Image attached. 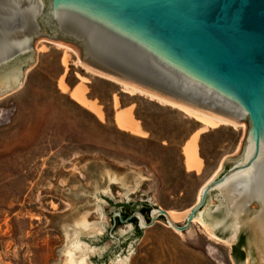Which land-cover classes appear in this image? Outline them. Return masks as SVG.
I'll list each match as a JSON object with an SVG mask.
<instances>
[{
  "label": "rangeland",
  "instance_id": "rangeland-1",
  "mask_svg": "<svg viewBox=\"0 0 264 264\" xmlns=\"http://www.w3.org/2000/svg\"><path fill=\"white\" fill-rule=\"evenodd\" d=\"M44 8L40 23L47 36L32 45L34 63L23 70L20 87L0 99V264H64L75 236L88 248L87 264H250L245 234L237 237L242 261L232 255L236 244L208 238L200 222L217 205L211 196L184 233L163 219L141 231L131 220L119 224L116 218L113 226L115 213L129 216L145 206L189 209L224 160L238 154L245 128L200 133L201 170H186L184 144L202 124L84 70L78 49L54 40ZM72 90L95 103L101 117L75 102ZM122 110L141 135L117 126ZM83 216L98 232L76 233Z\"/></svg>",
  "mask_w": 264,
  "mask_h": 264
},
{
  "label": "water",
  "instance_id": "water-1",
  "mask_svg": "<svg viewBox=\"0 0 264 264\" xmlns=\"http://www.w3.org/2000/svg\"><path fill=\"white\" fill-rule=\"evenodd\" d=\"M75 46L82 65L145 92L243 124L238 154L201 190L183 225L166 210L140 211L138 230L159 219L186 232L203 213L209 232L237 244L246 235L250 264H264V0H0V99L14 93L47 36Z\"/></svg>",
  "mask_w": 264,
  "mask_h": 264
},
{
  "label": "bare ground",
  "instance_id": "bare-ground-1",
  "mask_svg": "<svg viewBox=\"0 0 264 264\" xmlns=\"http://www.w3.org/2000/svg\"><path fill=\"white\" fill-rule=\"evenodd\" d=\"M58 46L66 49V51L70 50L69 47L64 46L63 44H58ZM83 67H84V70L86 69L91 74L97 75L99 77L101 76L105 79H108V80H111V81L117 83L118 85H120V87L122 88V90L125 93H129V94L136 93V94L144 95V96L148 97L149 99L158 102L159 104L161 103V104L171 106L173 108H177L178 110L184 112L188 116L194 118L199 123H201L203 127L201 129H199L197 132H195L191 136V138L184 144V147H183V149H184V152H183V154H184V166H185L186 170H188V171H194V172L198 173L202 167V161L198 156V151H197V146H196V140H197L200 133H203L208 129H216V128H219L221 126H230V127L240 126V124H232V123L223 121L219 118L207 115L205 113L196 111L194 109L185 107L183 105L177 104L175 102H172V101H169L167 99L161 98L159 96L153 95L151 93L145 92V91L140 90L138 88L132 87L130 85H127L125 83H122L120 81H117L115 79L107 77L105 75H102L100 73H97L93 70H90L85 66H83ZM60 87L62 90H65V88L62 85H60ZM70 96L75 102H77L78 104H80L84 108L88 109V111L92 112L94 115H96L98 117H101L100 108L98 106H96L95 103L88 101L84 97L83 92L80 93V92L72 90L70 93ZM115 123L122 130L130 131L136 135H141L143 133L141 131L140 127L138 126V123L135 120H133L130 112H124V110L118 111L115 114ZM203 187H201L198 190L196 200L199 199L200 193H201V190ZM188 213H189V209L184 210L182 212H172V211L167 212L170 219L174 223H180L182 221H185ZM200 213L198 214V216L193 221H198ZM200 223H201L202 227L204 228V230L206 231L208 238L217 240L220 243H224L226 245H230L232 243V241L225 242L223 240L216 238L214 235H212L209 232V230L207 229V227L205 226V224L203 222H200ZM75 226L77 229V232H76L77 234L82 233V232H85L87 234H95L96 232H98L97 228H94L93 224H89L87 222L85 216H83L80 220H78V222H76ZM69 242H70V245H69V247H67V249L65 251V254L63 257V263L64 264H87V256L89 253L88 248L85 245L79 243L76 236L74 237V239H72V241H69ZM119 263L121 264V262H119Z\"/></svg>",
  "mask_w": 264,
  "mask_h": 264
},
{
  "label": "trees",
  "instance_id": "trees-1",
  "mask_svg": "<svg viewBox=\"0 0 264 264\" xmlns=\"http://www.w3.org/2000/svg\"><path fill=\"white\" fill-rule=\"evenodd\" d=\"M150 207L145 206L144 208H142L140 210V212H142V214L146 215V213H149ZM128 215L123 214L122 218L126 219ZM131 221L136 222L134 219H132ZM119 223V222H118ZM140 236V231H139V235ZM242 247H243V240L242 238H240V240L238 241V243L232 247V255L235 259H240L241 261L244 260V256L242 253ZM239 255V256H238Z\"/></svg>",
  "mask_w": 264,
  "mask_h": 264
}]
</instances>
